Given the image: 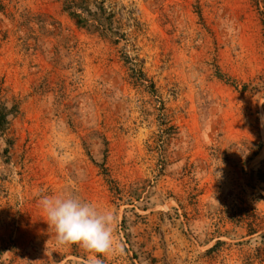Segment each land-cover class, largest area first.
Wrapping results in <instances>:
<instances>
[{
	"label": "rangeland",
	"instance_id": "obj_1",
	"mask_svg": "<svg viewBox=\"0 0 264 264\" xmlns=\"http://www.w3.org/2000/svg\"><path fill=\"white\" fill-rule=\"evenodd\" d=\"M88 1L126 39L76 25L63 0H0V264H264L256 0ZM67 186L115 213L116 251L56 242L38 201Z\"/></svg>",
	"mask_w": 264,
	"mask_h": 264
},
{
	"label": "clouds",
	"instance_id": "obj_2",
	"mask_svg": "<svg viewBox=\"0 0 264 264\" xmlns=\"http://www.w3.org/2000/svg\"><path fill=\"white\" fill-rule=\"evenodd\" d=\"M38 204L42 219L54 229L59 245H76L92 254L117 250L113 237L115 213L80 197L72 186L59 194L42 195ZM92 264H100V261L94 260Z\"/></svg>",
	"mask_w": 264,
	"mask_h": 264
},
{
	"label": "trees",
	"instance_id": "obj_3",
	"mask_svg": "<svg viewBox=\"0 0 264 264\" xmlns=\"http://www.w3.org/2000/svg\"><path fill=\"white\" fill-rule=\"evenodd\" d=\"M264 0H256V6L258 12L262 16L263 26H264ZM63 10L69 14L76 22V25L98 32L101 36L111 39L114 38L113 42L119 43L120 39H126L125 34L120 32L114 24L116 21L115 14L108 10L104 3L100 5H95V10L90 6L88 0H63L62 2ZM199 17H202L200 8L196 9ZM88 14L93 19V22H90L85 15ZM38 21L42 25V28L47 31V25L51 26L52 30H58V36H62V26L58 22L52 20L49 21L50 17L47 19L40 15ZM45 18V19H44ZM34 20V18H32ZM29 21V19H28ZM62 39H66L62 37ZM64 45L63 47H65ZM123 61L128 70V78L130 82L139 88H144L149 94L155 97V100L163 104L160 98L157 95V90L154 82L146 75L143 66L140 63L138 55H131L130 53L125 52L123 56ZM5 114L0 110V131L5 129ZM262 142L258 145V148H262ZM7 152V150H6ZM103 169V173L107 176V181L110 184L112 190H117V185L115 180L109 176V172L104 165L100 166ZM256 171V177L260 183H264V160L260 161L259 164L254 168ZM263 198L262 194H259ZM221 242L215 244L217 246ZM213 246L211 249H214Z\"/></svg>",
	"mask_w": 264,
	"mask_h": 264
}]
</instances>
